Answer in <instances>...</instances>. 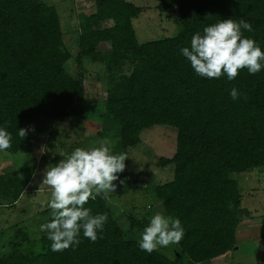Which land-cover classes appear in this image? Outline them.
<instances>
[{
    "label": "trees",
    "instance_id": "trees-1",
    "mask_svg": "<svg viewBox=\"0 0 264 264\" xmlns=\"http://www.w3.org/2000/svg\"><path fill=\"white\" fill-rule=\"evenodd\" d=\"M92 5L91 14L77 15L76 70L69 75L70 51L53 5L0 0V128L12 136L11 147L0 152V165L9 161L8 154L31 155L27 136L18 135L24 122L43 118L59 124L85 115L82 62L101 63L108 82L97 137L105 140L110 133L125 154L144 129L162 125L175 131L172 156L157 159L159 167L172 166L171 180L144 191L159 212L180 220L185 234L170 246L169 256L161 249L141 251L116 225L108 199L97 196L85 207L93 215L107 213L98 234L103 238L91 242L81 232L78 247L53 252L45 232L31 241L16 229L0 264H200L224 256L235 249L239 224L240 190L232 174L264 168V69L255 75L241 70L232 81L202 78L180 50L204 27L232 18L252 25L243 35L264 51V0H158V15L177 14V31L144 43L136 41L131 25L142 8L125 0H92ZM101 43L109 44L108 52L96 51ZM123 63L130 66L127 75L121 73ZM233 87L240 93L235 101ZM34 169L32 163L0 172V208L15 204ZM38 215L50 222L48 208ZM126 217L129 230L143 231L150 220Z\"/></svg>",
    "mask_w": 264,
    "mask_h": 264
},
{
    "label": "rangeland",
    "instance_id": "rangeland-1",
    "mask_svg": "<svg viewBox=\"0 0 264 264\" xmlns=\"http://www.w3.org/2000/svg\"><path fill=\"white\" fill-rule=\"evenodd\" d=\"M53 5L59 18L63 45L69 49L70 59L65 63L69 75L75 73L73 57L76 53L75 37L77 15H89L93 12L92 0H43ZM142 11L132 20L131 25L138 43L160 38L172 37L177 31L178 16L174 12L158 15L155 6L158 0H125ZM103 23L101 26H107ZM98 53L108 52L109 44L101 43L96 47ZM130 66L122 64L121 73L128 74ZM82 85L86 113L81 118L64 119L55 124L43 118H33L22 124L28 129L27 138L31 145V155H7L8 162L0 165V172L17 169L34 164L33 175L23 193L12 207L0 208V256L9 251L8 243L16 229L25 230L31 241L41 235L40 226L44 223L38 215L47 208L50 191L40 186L43 173L49 165L57 164L62 158L71 154L76 147L90 149L107 144L113 154H120L117 139L110 133L103 140L97 137L100 131L99 105L105 98L108 74L101 63L82 62ZM34 129V130H33ZM175 148V131L168 126L154 125L140 131L139 143L126 149V170L119 176L116 191L109 193L108 201L112 217L126 238H141L143 231L129 230L127 215L136 220L149 218L159 212L157 202L146 194V186L158 185L170 181L172 166L159 167L158 158H170ZM63 154V155H60ZM124 154V153H123ZM5 156V154H4ZM21 157V158H20ZM119 174V175H120ZM232 179L237 183L240 203L236 211L239 219L236 228L235 249L231 252L200 264H264V168L249 172L234 173ZM161 213V212H159ZM146 214V216H145ZM170 246L161 248L160 252L170 255Z\"/></svg>",
    "mask_w": 264,
    "mask_h": 264
},
{
    "label": "clouds",
    "instance_id": "clouds-1",
    "mask_svg": "<svg viewBox=\"0 0 264 264\" xmlns=\"http://www.w3.org/2000/svg\"><path fill=\"white\" fill-rule=\"evenodd\" d=\"M243 30L253 31L252 25L240 19H222L206 26L203 32H197L191 38L190 47L180 51L191 64L194 73L202 78L219 79L226 76L234 80L241 70L255 75L264 69V51L256 41L244 37ZM231 98L239 99V90L233 87ZM34 130V129H33ZM28 129L20 128L18 135L24 139ZM12 136L5 128H0V152L11 147ZM63 155V154H60ZM126 154H113L107 144L84 149L76 147L71 154L57 164L49 165L43 173L40 186L50 191L47 208L50 210V222L40 226L47 234L53 252H63L70 247H78L80 234L96 242L108 220L107 213L91 214L85 205L89 199L97 196L107 199L109 193L116 191L119 174L126 170ZM185 234L179 219L155 213L143 229L138 245L148 254L163 247L178 245Z\"/></svg>",
    "mask_w": 264,
    "mask_h": 264
}]
</instances>
